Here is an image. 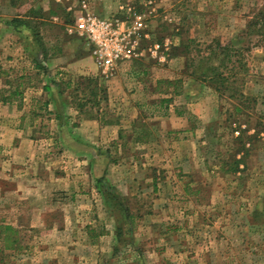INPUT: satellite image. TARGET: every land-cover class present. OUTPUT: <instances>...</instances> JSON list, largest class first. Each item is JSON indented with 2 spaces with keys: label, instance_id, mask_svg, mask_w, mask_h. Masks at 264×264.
I'll list each match as a JSON object with an SVG mask.
<instances>
[{
  "label": "rangeland",
  "instance_id": "374dc122",
  "mask_svg": "<svg viewBox=\"0 0 264 264\" xmlns=\"http://www.w3.org/2000/svg\"><path fill=\"white\" fill-rule=\"evenodd\" d=\"M0 264H264V0H0Z\"/></svg>",
  "mask_w": 264,
  "mask_h": 264
},
{
  "label": "built area",
  "instance_id": "2783aa9c",
  "mask_svg": "<svg viewBox=\"0 0 264 264\" xmlns=\"http://www.w3.org/2000/svg\"><path fill=\"white\" fill-rule=\"evenodd\" d=\"M85 32L92 43L95 44V55L102 60L111 62L113 59L126 58L124 44L111 22L95 16H87Z\"/></svg>",
  "mask_w": 264,
  "mask_h": 264
},
{
  "label": "trees",
  "instance_id": "16d2710c",
  "mask_svg": "<svg viewBox=\"0 0 264 264\" xmlns=\"http://www.w3.org/2000/svg\"><path fill=\"white\" fill-rule=\"evenodd\" d=\"M49 13H53V11H52V9L50 10V12ZM19 17L18 16H15V17H12V18H10V19H8L6 22H7V24H9L11 27H17L21 22H22V20H19L18 19ZM23 24H26V20H23ZM192 40L190 39V38H188L187 39V44H183V45H180V46H176L175 47V51H176V53L177 52H182V53H187V51H188V46H189V42H191ZM193 42V41H192ZM219 55H220V52H217V51H215V50H212V51H210V53L209 54H206L205 56H203V59L202 60H204L203 62H210L211 61V63L212 64H209V65H205V64H201L202 65V67H200V70H199V67H197L196 68V70L197 71H200V75H201V77H202V79H211V80H213V79H215V78H217V77H219V76H222V72H220L219 70H218V66L213 62V61H219L220 60V58H219ZM205 57V58H204ZM206 70H209L210 71V74H211V76H207V75H205V71ZM215 76V78L213 77V76ZM210 77V78H209ZM175 82V81H177V79L176 80H166V83H168V84H171V83H173V82ZM169 100V98H162L161 100H160V103H162V102H166V101H168ZM101 178H98L97 179V182H101ZM101 184V183H100ZM114 190V188L113 187H109V188H106L104 191H103V194H104V196H105V198L106 199H108L107 201L109 202L110 201V198H113L114 197V194H111V192ZM5 228H11V226H9V225H6L5 226ZM120 228H119V225L117 226V232H116V234H117V237H119L120 236Z\"/></svg>",
  "mask_w": 264,
  "mask_h": 264
},
{
  "label": "crops",
  "instance_id": "0c3cea01",
  "mask_svg": "<svg viewBox=\"0 0 264 264\" xmlns=\"http://www.w3.org/2000/svg\"><path fill=\"white\" fill-rule=\"evenodd\" d=\"M50 85L49 86H44V89H46V88H48L49 87V90L51 91H49V92H46L45 90H44V98H46V97H52V96H54V95H56V93H52V83H49ZM59 94V93H58ZM57 97H59V96H57ZM64 97V96H63ZM45 104H47V102H45ZM48 106V109H51L50 108V105H47ZM89 121V120H88ZM79 122L80 123H77L78 125H75V124H64V125H60V126H56V128L55 127H51V131L50 130H48L49 129V127H47L48 129H47V133L46 134H48V133H51V132H53V131H55V129H56V131H58L59 130V128H60V135L58 136V138H56L57 139V141H61V139H62V135H63V133L64 132H66V133H69L71 136L69 137L70 139H68L67 141H66V143H64V145H76V143H78V141H79V139L78 138H76V137H79L78 135L80 134V133H82L81 131H85V133H90V131L89 130H86V126H84L85 125V123L83 122L82 123V120H79ZM82 126H83V128H82ZM85 127V128H84ZM77 133V134H76ZM67 135V134H66ZM75 135H76V137H75ZM60 144H63V143H60Z\"/></svg>",
  "mask_w": 264,
  "mask_h": 264
}]
</instances>
